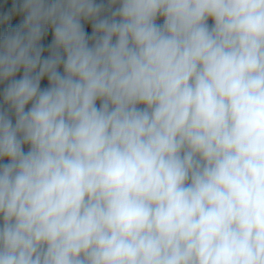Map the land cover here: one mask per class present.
I'll return each instance as SVG.
<instances>
[{
  "label": "clouds",
  "instance_id": "obj_1",
  "mask_svg": "<svg viewBox=\"0 0 264 264\" xmlns=\"http://www.w3.org/2000/svg\"><path fill=\"white\" fill-rule=\"evenodd\" d=\"M0 264H264V0H0Z\"/></svg>",
  "mask_w": 264,
  "mask_h": 264
}]
</instances>
